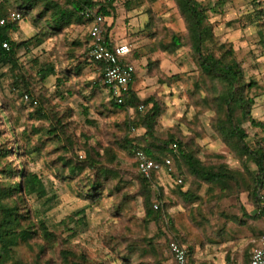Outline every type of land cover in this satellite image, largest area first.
I'll return each instance as SVG.
<instances>
[{"label":"rangeland","instance_id":"rangeland-1","mask_svg":"<svg viewBox=\"0 0 264 264\" xmlns=\"http://www.w3.org/2000/svg\"><path fill=\"white\" fill-rule=\"evenodd\" d=\"M199 1L213 7L219 0ZM148 7L154 15V23L149 28ZM216 9L209 11L215 34L220 42L234 47L245 81L257 83L248 90L249 97L255 100L252 116L264 122V19H259L264 14V0L256 3L227 0ZM106 24L115 44L127 41L135 44L137 75L132 88L142 100L152 97L163 109L155 126V137L159 141L172 136L182 139L197 148L199 157L207 164L225 163L234 170L244 166L254 168L251 159L239 154L215 129L216 97L222 86L201 78L188 44L172 52L160 50L159 42H169L172 34H178L183 42L188 39L187 23L176 0H116ZM42 26L32 16L19 21L17 30L11 32L15 41L41 38L45 34L44 41L41 44L34 41L29 49L21 48L17 67L0 66V147L10 149V155L0 161V171L7 167L15 171L25 169L43 179L45 198L29 197L22 211L28 212V223L45 219L56 227L61 238L53 245L45 244L39 237L33 238L30 245L22 243L15 248V259L21 264H32L37 258L41 264H62L60 252L66 247L62 242L67 241L73 250L84 252L91 264H176L169 253L168 242L171 237L176 238L181 212L178 216L175 207L179 206L186 216L189 207H194L191 223L197 241L213 248L224 247L219 257L221 264H227L229 257L238 264L250 259L264 234V224H261L264 219L253 221L257 230L262 231L259 237L241 238L239 250L234 254L230 250H234V246L229 248L224 244L226 240L222 235L224 221L230 220L226 206L230 205L233 211H247L241 201L242 194L247 196V177L242 178L238 187L234 181H229L226 188L188 178L185 186L191 180L194 184L195 181L202 183L204 194L196 203L188 204L177 196V185L164 169L156 173L154 191L157 194L152 201L162 193L167 208L157 212L163 215L162 219H148L135 156L128 149L131 144L139 143L138 139L149 137L144 127L129 124L136 116L134 108L116 110L106 104L111 100L107 89L93 94L91 86L99 81L102 73L97 63L88 58L89 25H72L57 33H44ZM48 65L54 66L55 74L43 80L39 70ZM27 90L46 107L45 117L37 116L36 106L22 98ZM144 106L139 109L142 115L151 104ZM51 127H60L57 135L48 134L47 129ZM243 128L250 145L261 144L264 137L261 128L246 121ZM89 153L94 155L92 160L100 161L101 165L86 167L72 175L65 161L75 163L89 159ZM181 162L185 167L184 161ZM3 176L0 172V185L7 180ZM95 181L101 185L97 189L91 186ZM209 202L213 205L206 211L202 204L209 206ZM260 204L263 207V203ZM80 211L85 216L83 224L77 223L83 214L74 215ZM202 213L206 216L204 221L208 222L205 229L196 225ZM71 215L74 222L67 220ZM61 221H68V225ZM229 223L233 222L227 221L225 225ZM129 245L136 251L125 260L122 255L129 250ZM228 251L231 252L227 256Z\"/></svg>","mask_w":264,"mask_h":264},{"label":"trees","instance_id":"trees-1","mask_svg":"<svg viewBox=\"0 0 264 264\" xmlns=\"http://www.w3.org/2000/svg\"><path fill=\"white\" fill-rule=\"evenodd\" d=\"M115 1L116 0H0V21L2 19H6L7 21L4 25L0 24V66L12 65V67H17L19 65L17 56L18 51L21 48L29 49L31 43H34V41L41 44L45 37L44 34L41 38L32 37L27 41H15L12 38L11 32L17 30L19 21H11L9 18L11 13H21L23 17L22 20L25 17L32 16L35 22L42 23V27L45 28L44 33H57L72 25H89L92 20L85 17L84 11L87 8L98 7L99 11L105 16L104 26L107 31L106 37L108 44L110 47H113L115 42L110 37V27L106 26V19L111 16ZM176 1L187 23L188 39H186V42H183L182 37L178 34H172L169 42H159L160 50L172 52L188 44L194 53L201 78L205 79V81L208 79L213 82H218L222 86L221 93L216 97L218 120L215 129L223 140L238 151L239 154L247 156L248 159L250 158V162L253 163L254 168L244 166L241 169L234 170L225 163L207 164L199 157V150L190 146V143L183 142L182 139H176L172 136L166 141H159V139L155 137V126L163 109L160 107L159 102L152 97L142 100L132 88V83L130 85V91L128 95L125 96L122 104H118L111 97V100L106 104H110V106L116 110L135 109L136 116L129 120V124L135 125L136 127H144L147 137L149 138L138 139L139 143L135 145L131 144L128 151L135 156L133 152H135L136 149H142L148 157L161 164H163L166 159L170 158L172 163L165 168L169 170L172 178L182 180L176 191L179 193L180 197L186 199L188 204H194L200 200L195 193L183 191L185 181L188 178H194L202 183L224 186L226 188L229 186V181H234L237 187L240 186L242 178L246 176L245 189L247 198L257 206L259 210L256 215L250 216L249 218H264V206L261 207L260 204V202L262 203L260 190L264 183V137H262L260 141L261 144L258 143L254 146L250 145L246 141L247 133L243 128V123L246 121L264 131V122L257 121L252 116V107L255 104V100L253 97H249L248 93V90L256 86L257 83H247L245 81V73L242 64L236 56L234 47L230 43L219 41L209 18V11L211 9L217 10L216 7L222 6L227 0H219L213 7H209V5H205L199 0ZM257 1L259 0H252L253 3ZM146 10L147 14L150 16V21L148 23L149 28L152 23H154V15L151 8L148 7ZM260 16L261 18L259 19H264V14ZM5 42H8L9 48L3 46ZM134 57L135 53L133 51L126 56L125 62L135 64ZM53 74H55V68L51 65L41 67L39 70V75L43 80H46ZM136 75L137 71L134 74L133 81ZM91 87L95 95L98 94L101 89H106L103 76L99 81H95ZM26 93L31 96V100L28 102L31 106H33L32 99L35 98L38 100V104L35 105L36 110L34 111L36 115L41 118L45 117L46 107L40 103L39 98L34 97L29 90L23 93L22 98ZM150 104L151 108L142 115L139 111V106ZM85 110H87V108H85ZM59 128L60 127H51L47 129V132L48 134L57 135ZM127 142L130 143V140H127ZM174 142L179 144V153H175L171 148V144ZM139 146H141V148ZM8 155H10V149L0 147V161L3 156ZM93 156L92 153H89V159L76 161L75 163L72 161H65V164L69 166L68 169L70 173L76 175L86 167L97 168L101 165L100 161L92 160ZM181 161H184L185 167L181 164ZM135 164L142 186L146 217L153 221L162 219L163 215L157 213L160 209L164 212V207L165 209L167 208V204L163 202L162 194L160 193L157 198H155L156 200L152 201L153 196L157 194L154 191L156 173H153L151 178H146L139 172L136 159ZM0 172L4 175V178H7V180L3 181V184L0 185V264H21L15 259L14 254L15 248L20 244L26 243L30 245V241L33 238L39 237L45 244L53 245L61 237L57 234L56 227H52L45 219L39 218L36 223L31 221L28 223V212L22 211L29 197L34 196L39 200L45 198L47 192L43 179L37 173L28 172L25 169L15 171L14 168L7 167L5 170L1 169ZM15 177H18L19 180L15 181ZM91 186L93 189H97V187L101 185L100 182L95 181ZM156 204L159 205V210L155 209ZM212 205L213 204L210 203L209 206H207L206 203H203L202 207L205 206L204 208L207 211L211 209L210 207H212ZM77 214H83V217L77 219L78 224H83L85 222L84 212L80 211L74 215ZM72 216L73 215L67 218V220L74 222ZM201 216L202 218L196 222V225L201 229H205L208 225V222L204 221L206 217L205 213H202ZM68 221H61V223L67 226ZM35 227H38V230H35ZM261 232L262 231L254 230L253 238L259 237ZM171 241H177L182 244L178 238L171 237L168 245ZM62 243L66 246L63 247L60 252L62 264H91L84 252L73 250L71 244L67 243V241ZM259 245L260 240H258L257 243V246ZM128 249L129 250L122 255L125 260H127L128 256L133 257L136 251L132 245H129ZM188 254L191 261L195 262L193 253L190 249H188ZM170 255L173 257L171 253ZM173 259L177 264L174 257ZM235 261L236 262H234L232 257L227 258V264H238V261ZM32 264H41L39 258ZM242 264H251L250 259L246 258Z\"/></svg>","mask_w":264,"mask_h":264},{"label":"built area","instance_id":"built-area-1","mask_svg":"<svg viewBox=\"0 0 264 264\" xmlns=\"http://www.w3.org/2000/svg\"><path fill=\"white\" fill-rule=\"evenodd\" d=\"M84 15L86 18L92 20L88 26V58L92 62L97 63L110 97L118 104H122L125 96L130 91V85L137 71L135 64L125 62L126 56L135 50V44L132 41H127L110 47L106 37L107 31L104 26L105 16L103 13L96 7L87 8L84 11ZM9 18L11 21H21L23 17L21 13L13 12ZM0 24H6V19H2ZM3 46L9 48L8 42L3 43ZM23 99L29 102L31 96L26 93ZM32 103L33 105H37L38 100L34 98L32 99ZM144 107V105H140L139 109L142 110ZM171 148L175 153L180 152V147L177 142L172 143ZM134 154L138 162V170L146 178H151L153 173L161 171L172 163L170 158L166 159L163 164L157 163L148 157L142 149H136ZM177 182L180 184L182 180L178 179ZM260 194L263 203L262 206H264V183L261 187ZM155 209H160L158 204L155 205ZM168 249L177 264H197L191 261L187 248L179 242L171 241ZM250 263L264 264V236L260 239V245L252 250Z\"/></svg>","mask_w":264,"mask_h":264},{"label":"crops","instance_id":"crops-1","mask_svg":"<svg viewBox=\"0 0 264 264\" xmlns=\"http://www.w3.org/2000/svg\"><path fill=\"white\" fill-rule=\"evenodd\" d=\"M132 84H133V81H132ZM164 169H166V170H164ZM164 169H162V170L169 173V170L167 168H164ZM161 171H159L157 173H160ZM170 178L174 181V184H176L177 188H178V186H180V184L177 182V180L172 178L171 175H170ZM191 181L190 182L188 181L186 183V186L183 187V191L184 192H187V191L193 192L196 194V196L198 198L203 197L204 194H203L202 183H198L195 181L196 184H194V182H191ZM177 188H175V190ZM176 193L178 196L179 193L178 192H176ZM182 199H184V197H182ZM241 201L247 207V211H245L246 213L245 212L242 213L239 210L233 211V208L230 207V205H228V206H226V209L229 212V213L227 212V215L230 216L229 217L230 220H227L225 218L226 220L224 221V224H223L225 226V230H224V232H222V235L225 237V240H226V241H224L225 242L224 244H226L229 248H232V245L234 246V248H233L234 250L230 249L233 252V254L239 250L237 248V246H239V244H241V242L239 243V241H241V238H244L246 240V239H249L250 237H253L252 232H254V230L258 229L257 227H255L253 225V221L264 219V218H260V219L248 218L250 216L256 215L259 212V210L257 209V207L254 208V205L252 202L248 201L249 203H247V196L246 195H243V194L241 195ZM186 202H187L186 199H184V203H186ZM179 207H177L178 209H176V207H175V211H176L175 213L176 214L179 211L181 212V217H180L181 220H179L178 226H176V233H177L176 238H178L182 242V244L187 248V250L190 249L192 251L193 259H194L195 263H197V264H221L219 257H220V253L222 252V249L224 247L215 248V247H217V246H215L213 248V247H211V245L205 246L203 243L197 241L196 233L193 230V226L191 223V221L193 220V217H194L193 213H191L193 211L192 210L193 206L189 207V213L187 216H186V212H183L181 207L180 208ZM253 209H254V211H253ZM227 221H232L233 223H229L226 226L225 224L227 223ZM261 224H264V220L261 221ZM263 227H264V225L262 226V228ZM248 230H250V233ZM231 251H228L226 255L228 256L229 255L228 253H230ZM225 258H226V256H225Z\"/></svg>","mask_w":264,"mask_h":264}]
</instances>
